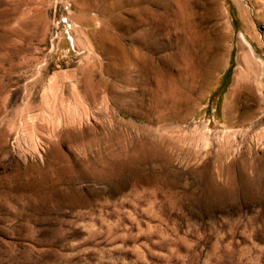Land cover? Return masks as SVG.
<instances>
[{
    "label": "rangeland",
    "instance_id": "374dc122",
    "mask_svg": "<svg viewBox=\"0 0 264 264\" xmlns=\"http://www.w3.org/2000/svg\"><path fill=\"white\" fill-rule=\"evenodd\" d=\"M191 1L221 66L177 119L114 98L95 0H0V264H264V0Z\"/></svg>",
    "mask_w": 264,
    "mask_h": 264
},
{
    "label": "bare ground",
    "instance_id": "6f19581e",
    "mask_svg": "<svg viewBox=\"0 0 264 264\" xmlns=\"http://www.w3.org/2000/svg\"><path fill=\"white\" fill-rule=\"evenodd\" d=\"M95 3L98 5V14L105 20L104 25L101 24L102 29L96 30L98 32H96L95 40L98 49L108 60V69L105 68V70L111 73L112 77L109 74L108 76L114 80V84H111L110 80L108 82L112 85L110 88L112 91L109 90L114 94V98L127 99L131 95H137L147 99L152 106L165 111L168 117L177 119L186 117L196 96L198 97L204 91L213 72L221 66L220 60L209 61L210 54L209 48L206 46V33L204 31L205 23L209 17L204 18L201 22L197 20L199 23L196 22L194 20L196 10L191 0H95ZM258 12L260 11L258 10ZM127 14H130L133 19H127ZM219 18L222 23L221 28L218 29H221L222 32L226 29L227 21L223 13H220ZM126 40L130 41L129 46L126 45ZM210 44H213L211 40ZM238 50L240 68L239 70L237 68L238 74L234 80L237 86L242 81L243 76L248 73L249 65L254 61L255 55L253 47L244 34L241 35ZM96 60L98 61V57ZM99 62L100 66L103 61ZM93 66L96 67V64ZM102 66L103 69L104 65L102 64ZM93 70L90 68L89 71L93 72ZM89 71L87 75L90 73V76H94V72L91 75ZM117 84L120 86L119 91L116 87ZM84 85H89L88 87L91 88V80L90 84ZM93 85L95 86L96 83L94 82ZM101 85L103 86L102 83ZM109 87L104 88L108 89ZM134 87L137 88L136 93L131 91ZM85 92L88 93V91ZM92 92L94 95L95 91ZM98 98L94 99V102ZM126 99L123 105H129L126 104ZM118 101L116 100V104L119 105ZM141 102L139 103L140 106ZM147 106L145 108H148ZM140 108L144 109L143 107ZM133 110L135 111V109ZM138 111L140 112L139 109ZM148 120L150 119L148 118Z\"/></svg>",
    "mask_w": 264,
    "mask_h": 264
}]
</instances>
